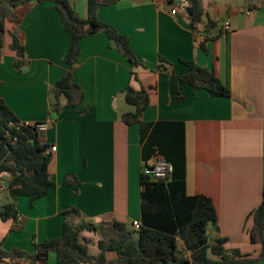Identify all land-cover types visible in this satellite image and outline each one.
Wrapping results in <instances>:
<instances>
[{
	"label": "crops",
	"instance_id": "crops-1",
	"mask_svg": "<svg viewBox=\"0 0 264 264\" xmlns=\"http://www.w3.org/2000/svg\"><path fill=\"white\" fill-rule=\"evenodd\" d=\"M197 1L202 16L194 27L185 12L187 0H119L98 6L97 20L127 38L140 65L131 66L103 32L80 39L71 82L75 99L82 94V100L71 106L61 97L58 113L50 111V95L68 70L63 59L70 45L58 12L50 2H32L5 20L0 98L19 122H47L45 143L54 148L48 174L55 188L32 203L16 198V218L0 219L4 252L33 253L34 245L58 237L62 213L71 208L93 223L140 222V127L122 119L135 111L124 98L130 86L146 91L143 123L183 122L185 191L208 197L215 207L210 241L225 238L227 250L258 254L259 245L250 242L248 217L264 187V0ZM69 2L79 18L87 17V0ZM208 22L214 27L228 22L230 31L210 36ZM10 34L24 48L20 69L12 65ZM188 62L213 71L229 97H211L180 84L182 100L174 103L169 76L187 74ZM8 179L0 175V206L11 201ZM65 179L77 182L76 192L63 184ZM7 262L0 264H12ZM36 264H55V254Z\"/></svg>",
	"mask_w": 264,
	"mask_h": 264
},
{
	"label": "trees",
	"instance_id": "trees-1",
	"mask_svg": "<svg viewBox=\"0 0 264 264\" xmlns=\"http://www.w3.org/2000/svg\"><path fill=\"white\" fill-rule=\"evenodd\" d=\"M119 0H87V17L81 19L75 13L69 0H0V61L3 54V34L5 20H13V10L32 2H50L60 16V23L70 36V45L63 59L68 67L66 74L52 87L50 111L58 113L60 98L67 105L76 106L82 94L75 99L71 82V70L77 61L80 39L103 32L115 41L121 54L131 66L140 63L131 53L125 36L96 18L98 6ZM192 15L189 24L200 23L202 9L197 0H187ZM214 27L208 22L205 31ZM9 48L15 53L12 65L20 69L23 64L24 48L14 34H10ZM164 62V61H160ZM189 71L182 76L170 75L172 99L179 103L182 96L178 87L188 84L194 90L203 89L211 97H229L228 90L216 78L213 71L186 63ZM159 70L162 69L159 66ZM125 102L135 107L133 113L122 116L127 125L140 127L141 159L144 164L161 157L172 167L167 181L149 179L141 173L140 181V222L138 229L116 220L93 223L82 220L76 209L63 211V224L58 237L34 245L33 253L18 249L4 252L0 247V261L17 264L44 262L49 253L55 254V264H258L264 260V187L261 202L249 214L251 244L259 245L256 256L242 254L236 249L224 248L225 238L213 242L208 236V228H216L217 212L211 200L203 195H187L185 191V149L184 124L179 121H161L153 124L141 121L147 106V94L128 86L124 91ZM48 145L40 141L33 127L20 124L11 110L0 98V175L6 174L7 192L10 202L0 206V219H15L17 211L14 201L24 196L32 203L55 188L48 174L50 154L44 153ZM65 185L77 190V182L65 179ZM86 234L98 236L95 251L91 249V239ZM108 253L114 256L109 258Z\"/></svg>",
	"mask_w": 264,
	"mask_h": 264
},
{
	"label": "built area",
	"instance_id": "built-area-1",
	"mask_svg": "<svg viewBox=\"0 0 264 264\" xmlns=\"http://www.w3.org/2000/svg\"><path fill=\"white\" fill-rule=\"evenodd\" d=\"M177 7L175 6L171 11L170 14L174 15L177 12ZM249 12L246 10L245 14H248ZM212 32L210 33V36H219V35H225L230 31V27L228 22L222 23L219 27H213ZM201 34V32H199ZM21 125L25 127H33L36 133L39 136L40 141L45 142V134L48 129L47 122H37V123H29V122H20ZM52 151H54V148H46L44 153L46 155L50 154ZM172 172V167L169 163L165 162L162 158H155L151 161H149L147 164H142L141 173L143 175H146L149 177V179L156 181V180H163L167 181L170 179V174ZM139 223L133 222L132 228L138 229ZM17 264H29L23 261L17 262Z\"/></svg>",
	"mask_w": 264,
	"mask_h": 264
},
{
	"label": "rangeland",
	"instance_id": "rangeland-1",
	"mask_svg": "<svg viewBox=\"0 0 264 264\" xmlns=\"http://www.w3.org/2000/svg\"><path fill=\"white\" fill-rule=\"evenodd\" d=\"M211 227L212 226H209V228H208V231H209V233H210V231H211ZM87 235V237H89V239H91V249L93 250V251H95L96 249H95V243H96V240L98 239V236H95V235H91V234H86ZM108 255V257L109 258H111V257H113L114 255L113 254H111V253H108L107 254Z\"/></svg>",
	"mask_w": 264,
	"mask_h": 264
},
{
	"label": "water",
	"instance_id": "water-1",
	"mask_svg": "<svg viewBox=\"0 0 264 264\" xmlns=\"http://www.w3.org/2000/svg\"><path fill=\"white\" fill-rule=\"evenodd\" d=\"M132 1H133L134 3H139V2H141V1H143V0H132ZM185 12L187 13L188 17L192 15V10H191V8H186V9H185ZM112 43H113V41H112ZM26 65H27V62H25L24 67L21 68L22 71L25 70V66H26Z\"/></svg>",
	"mask_w": 264,
	"mask_h": 264
}]
</instances>
